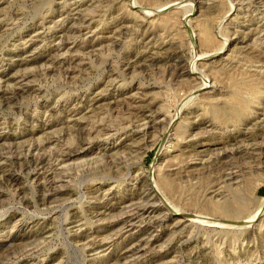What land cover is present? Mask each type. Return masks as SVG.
<instances>
[{
    "label": "rangeland",
    "instance_id": "obj_1",
    "mask_svg": "<svg viewBox=\"0 0 264 264\" xmlns=\"http://www.w3.org/2000/svg\"><path fill=\"white\" fill-rule=\"evenodd\" d=\"M82 137L45 201L29 147ZM11 152L0 264H264V0H0L1 162Z\"/></svg>",
    "mask_w": 264,
    "mask_h": 264
},
{
    "label": "bare ground",
    "instance_id": "obj_2",
    "mask_svg": "<svg viewBox=\"0 0 264 264\" xmlns=\"http://www.w3.org/2000/svg\"><path fill=\"white\" fill-rule=\"evenodd\" d=\"M184 2V1H183ZM183 2H178V3H174V4H172V6L173 5H177V4H181V3H183ZM202 4V3H201ZM171 6V7H172ZM178 6V5H177ZM138 7H143V6H138ZM165 7H169V5H165ZM211 6H209V8H210ZM149 9L150 10H153L154 12H156V13H153V14H150V12H147L148 14H147V16L148 15H156V14H158L157 13V11H162V9H164V8H159V9H156V8H148L147 7V10L149 11ZM144 13V12H143ZM161 13V12H160ZM146 14V13H145ZM84 21V20H83ZM64 22V21H63ZM189 24V23H188ZM187 26V25H186ZM31 40V39H30ZM239 40V39H238ZM206 41V40H205ZM208 42H209V40H207ZM242 41V40H241ZM170 42V41H169ZM178 42V41H177ZM62 43V42H61ZM64 43V42H63ZM174 44V43H173ZM63 45V44H62ZM61 45V46H62ZM173 46V45H172ZM176 46V45H175ZM174 47V46H173ZM223 47H224V45H223ZM59 48V47H58ZM184 48V47H183ZM182 48V49H183ZM166 50H168V49H166ZM179 50H181L180 48H179ZM171 52V51H170ZM178 53V49L177 48H174L173 50H172V53L170 54V58H173L176 54ZM180 53V52H179ZM213 53V52H212ZM216 53H218V51L216 52ZM181 54V53H180ZM183 54V53H182ZM184 55V54H183ZM208 55V54H207ZM168 56V55H167ZM201 56H203V55H201ZM206 56V55H205ZM144 57H146V56H143V55H141V56H138V57H136V58H138L137 59V62H135L136 64H138L139 63V61L140 60H144ZM163 57H165V56H163ZM184 57V56H183ZM183 57H179L180 59L181 58H183ZM167 58V57H166ZM202 58H204V57H202ZM201 58V59H202ZM177 59H178V57H177ZM203 60V59H202ZM179 62H181V60L179 61ZM62 64H63V62H61ZM139 65V64H138ZM176 66V65H175ZM180 66H182V65H180ZM177 67H179V66H177ZM176 68V67H175ZM180 68V67H179ZM184 69V68H183ZM46 70V69H45ZM48 70V69H47ZM174 71V70H173ZM177 72V71H176ZM182 72V74H183V71H181ZM198 73H200V72H198ZM179 74V73H178ZM201 74V73H200ZM177 75V74H176ZM180 75V74H179ZM184 75V74H183ZM198 76V75H197ZM27 77V76H26ZM204 80H203V79ZM202 80L203 81H205L206 82V84L204 83V84H202V87H204L205 85H207L208 84V79L207 78H204L203 76H202ZM19 86V85H18ZM22 86V85H21ZM25 91V89H21V88H11V87H6L2 92L4 93L3 94V97L5 98V100H11V99H13L17 94L19 95V93L20 92H24ZM239 95V94H238ZM237 96V95H236ZM240 98H241V96H240ZM240 98H236L235 100H234V102H233V104L235 105L234 106V108H235V110L237 111V113H239V114H242L244 111H246V105H245V102H244V100L243 99H240ZM232 104V105H233ZM140 106V105H139ZM142 106V105H141ZM140 106V107H141ZM146 107V106H145ZM137 108V107H136ZM140 109V108H139ZM130 112V111H129ZM132 112V111H131ZM139 112H141V109L139 110ZM234 112V111H233ZM237 113H235V115L237 114ZM244 113H246V112H244ZM244 113H243V115H244ZM135 114V113H134ZM132 115V114H131ZM141 115H142V113H141ZM242 115V116H243ZM137 116H139V115H137ZM136 116V117H137ZM157 116V115H156ZM236 116H238V115H236ZM239 117V116H238ZM138 119H140V118H138ZM137 119V120H138ZM136 120V119H135ZM157 118L156 117H153V124L154 123H156L157 121ZM156 121V122H155ZM150 121H146V127L147 128H150V127H152V126H150V124L151 123H149ZM159 122V121H158ZM132 120H128V126L126 127V129L125 130H129L130 129V127H131V125H132ZM152 125V124H151ZM139 127V132H140V125L138 126ZM137 127V128H138ZM76 131H78V133L77 134H79V135H82V132H83V128H82V130L80 131V129H77ZM135 132H137V131H135ZM52 140L53 139H49V138H47V140L46 141H43V142H40V143H36V144H33V145H31L29 148H30V152L31 153H34V154H31V156H30V158L29 159H26L28 162V164H29V166H31V167H33V171L35 172L34 173V175H36L37 177H39V176H44L45 175V177L43 178V182L45 183V186L47 187V191L49 192V194H48V192H47V196L45 195V197H44V200L47 198V197H55V196H57L59 193H61V188H60V186L58 187V182H60V180H62V178H58L57 176H55L54 174H52V175H50V168H52V166L54 165V163H56V162H66V161H69V160H71V159H73L74 157H76V156H78V155H82V154H84V153H86L87 152V148H86V146L87 145H90V142H87L86 141V139L84 140L83 139V137L81 138V140H80V142L78 143V144H75V145H64V147L65 148H67V149H65V150H63V149H58V150H56V151H53V152H50V151H48V148H49V145L51 144V142H52ZM79 140V139H78ZM88 140V139H87ZM59 141H61V140H59ZM54 142V141H53ZM88 147V146H87ZM259 147V146H258ZM61 148H62V146H61ZM142 148V147H141ZM141 148H139V149H141ZM253 148L254 147H251L250 149L253 151ZM260 148V147H259ZM243 149V148H242ZM241 148H236V149H233V150H231V151H226V152H223L222 154L221 153H218V154H214V155H212V156H210L209 158H208V160H207V162L209 163L210 161L212 162V164H213V162L214 161H216V162H218V163H220V164H223V165H225V167H227V166H229V165H233L234 164V162L233 161H231L230 159L232 158H234L235 157V155H239V154H242V153H246V151L247 150H242ZM250 149H249V151H250ZM256 150V149H255ZM9 151H12L11 149L9 150ZM14 151V150H13ZM16 151V150H15ZM29 152V153H30ZM254 152V151H253ZM11 154V156L10 157H8V159L5 161V162H1V160H0V179L4 176V173H5V171H4V169H5V164L6 163H9L10 165H12V166H14L15 164H19V163H21V166H22V160H23V158H24V156L22 155V153H20V152H11L10 153ZM9 154V155H10ZM29 156V155H28ZM212 158H214V159H212ZM212 159V160H211ZM229 159V160H228ZM202 160V159H201ZM210 160V161H209ZM10 161V162H9ZM108 163H111L112 161H111V159H110V162H109V160H106ZM114 161H116V160H114ZM216 162H214V163H216ZM20 165V164H19ZM27 166V165H26ZM215 166V165H214ZM214 168V167H213ZM216 168V167H215ZM38 169H42V171H44V172H39V171H37ZM49 169V170H48ZM218 169V168H217ZM47 174L48 175H50V176H47ZM65 177L64 178H67V172L66 173H64L63 174ZM233 175V174H232ZM231 175V176H232ZM230 175H229V180L230 179H232V177H231ZM220 179V178H219ZM223 179V178H222ZM10 181V180H9ZM219 181V180H218ZM224 182V181H223ZM153 190V192H156V190H154V188L152 189ZM151 190V191H152ZM157 193V192H156ZM48 199V198H47ZM46 201V200H45ZM219 207V206H218ZM217 208V207H216ZM220 208H222V207H220ZM223 209H225V208H222V210ZM219 210H221V209H219ZM221 210V211H222ZM133 211H135V212H133ZM144 211H146V209L145 208H141V207H136L135 209H133V210H131V212H133L132 214H130V215H128L129 216V218L130 219H133V218H137V217H139L141 214L140 213H143ZM262 212L263 211H261V212H259L258 214L259 215H261L262 214ZM144 214V213H143ZM142 216V215H141ZM256 217H257V215L254 217V218H252V220H255L256 219ZM195 218H197V217H195ZM197 220H200V218L199 219H197ZM210 223H208L209 225L210 224H214V225H216L215 223H219L220 224V222H217V221H213V220H208ZM198 223H200V224H203L202 223V221L201 222H198ZM204 224H207V223H204ZM230 224V223H229ZM231 225H233V224H231ZM144 245H141V244H134V245H132V246H130V247H127V249L125 250V252H124V255H127V254H129L130 256L131 255H134V254H136L137 252H139L140 250H143L142 249V247H143ZM125 257H129V256H125Z\"/></svg>",
    "mask_w": 264,
    "mask_h": 264
}]
</instances>
